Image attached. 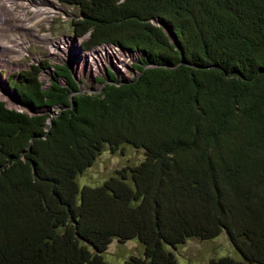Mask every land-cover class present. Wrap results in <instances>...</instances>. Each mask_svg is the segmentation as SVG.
Segmentation results:
<instances>
[{
    "label": "trees",
    "instance_id": "trees-1",
    "mask_svg": "<svg viewBox=\"0 0 264 264\" xmlns=\"http://www.w3.org/2000/svg\"><path fill=\"white\" fill-rule=\"evenodd\" d=\"M59 1L79 11L82 46L138 51V74L106 70L96 93L66 64L46 88L43 62L5 79L17 102L60 108L0 99V264H108L112 237L142 244L119 264H175L170 247L222 231L241 259L207 264H264V0ZM123 141L143 149L139 162L77 183Z\"/></svg>",
    "mask_w": 264,
    "mask_h": 264
},
{
    "label": "rangeland",
    "instance_id": "rangeland-1",
    "mask_svg": "<svg viewBox=\"0 0 264 264\" xmlns=\"http://www.w3.org/2000/svg\"><path fill=\"white\" fill-rule=\"evenodd\" d=\"M6 1L8 2L6 3ZM58 5L53 6L50 2L45 4V8H48L51 14L47 18L45 17L46 12H44L43 16L45 18L42 16L38 18V14L34 12V7L32 6L21 7L15 0H0V35L9 36L12 38L11 40H14V35H18L22 37L21 41L23 43L28 42L23 51L14 43H8L7 45L0 44V50L4 51L1 52L2 57L10 53L13 54L9 58V62L13 64L10 70L6 67L8 64L3 63L4 67L0 71L2 74V76L0 75V81H2L6 88V90L2 89V85L0 84V99L4 100L8 107H14L28 113L46 112L49 117L60 108L59 104H53L49 107H34L30 104L17 102V96L13 89L7 86L5 77L8 78L12 72L25 68L26 66L19 65L21 62L44 63L45 67H39L36 74L37 81L41 83L40 86L43 88L48 86L50 75L54 73L55 65L66 64L76 79L79 90L89 93H96L106 82L111 81L107 77L106 70H111L118 81H130L138 74L136 69L131 68L132 63L136 60L138 51H131L126 47L116 44L115 48H108L106 51L102 50V46L106 48L107 45L101 46L99 44V46L95 44L96 47L92 45L88 49L80 50L79 44L81 47L82 40L85 39V33L74 36L70 28L72 17H77L76 15L73 16L76 10H72L73 14H70L69 5L61 4L60 2H58ZM30 23H34L35 25H31ZM36 34H44L49 37L61 34L62 37L50 43V38L48 40H40L41 37L38 35L36 37ZM0 40H2L1 37ZM58 45L61 46L58 48ZM48 46L51 47V50L47 48ZM73 47L79 48L78 56L76 55L78 59L75 60H73V56L70 54L65 56V52L71 53ZM95 49L97 53L94 52ZM75 51L78 52L77 48ZM22 53H25L23 57H21ZM84 53H87L89 58L84 59L82 57ZM57 79L60 83H64L62 77L58 76ZM76 92L71 90L68 92L69 104ZM119 147L122 148V151L116 150L112 152L105 145L92 163L75 176L77 183L79 185L99 184L104 178L110 174H114L115 169L125 164H135L144 156L141 147H135L128 142H121ZM127 180L130 182L129 178ZM170 249L175 256V264H207V260L210 257L220 255H229L233 258L241 259V255L229 242L223 231L212 238L200 239L196 236L188 237L183 243L176 244L175 247H170ZM101 254L108 264H119L130 255L142 256V244L136 238L118 241L115 237H112Z\"/></svg>",
    "mask_w": 264,
    "mask_h": 264
},
{
    "label": "bare ground",
    "instance_id": "bare-ground-1",
    "mask_svg": "<svg viewBox=\"0 0 264 264\" xmlns=\"http://www.w3.org/2000/svg\"><path fill=\"white\" fill-rule=\"evenodd\" d=\"M15 1H17V4L19 6H21V7H29V6L34 7V12L38 14L37 15L38 18H39V16H42L43 18H45V17L49 18L48 15H50L51 12H50V10L48 8H45V6H44L45 4H47V3L50 2V4H52L53 6H59L57 0H15ZM7 2L8 1H6V3ZM44 12H46L45 17L43 16L44 15ZM40 19H42V18H40ZM30 24L31 25L32 24L35 25L34 23H30ZM17 36L18 35H14L13 36V39L14 40H11L12 38L9 37V36L0 35V37L2 39V40H0V44L7 45L8 43H14L16 46H18L23 51L25 49V47L27 46V43L28 42L23 43L21 41V38L22 37H19V36L17 37ZM109 43H111V42H101V43H97L96 45L97 46H99V45H101V46L102 45H107L106 48H105V46H102L103 47L102 48L103 51H106L108 48H110V49L115 48V43H113L111 45ZM96 45H95V47H96ZM108 45H110V46H108ZM116 45H118V44H116ZM59 46H61V45H58V48H59ZM75 50H76V48L73 47V49H72V51L70 53V55L73 56V60L78 59V57H77L78 55L77 54L79 53V49H77L78 52H76ZM1 52H4V51L3 50H0V70H1L2 67H4L3 63L8 64L6 67H7V69L10 70V68L12 67L13 64L11 62H9V58L12 57L13 54L12 53H10L9 55L6 54L7 56L2 57V53ZM6 52H8V51H6ZM94 52L97 53V50L95 49ZM87 53H89V52H87ZM87 53H84V55L82 56V57H84V59L85 58H89L88 55H87ZM65 54H66V52H65ZM0 84L2 85V86L0 85L1 88L6 90V88L3 85L2 81H0Z\"/></svg>",
    "mask_w": 264,
    "mask_h": 264
},
{
    "label": "water",
    "instance_id": "water-1",
    "mask_svg": "<svg viewBox=\"0 0 264 264\" xmlns=\"http://www.w3.org/2000/svg\"><path fill=\"white\" fill-rule=\"evenodd\" d=\"M71 103L70 104H72V102H73V99H72V101H70Z\"/></svg>",
    "mask_w": 264,
    "mask_h": 264
},
{
    "label": "built area",
    "instance_id": "built-area-1",
    "mask_svg": "<svg viewBox=\"0 0 264 264\" xmlns=\"http://www.w3.org/2000/svg\"><path fill=\"white\" fill-rule=\"evenodd\" d=\"M135 71V70H134Z\"/></svg>",
    "mask_w": 264,
    "mask_h": 264
}]
</instances>
